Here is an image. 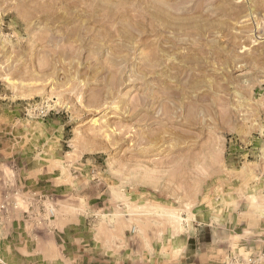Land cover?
Wrapping results in <instances>:
<instances>
[{
  "label": "rangeland",
  "instance_id": "374dc122",
  "mask_svg": "<svg viewBox=\"0 0 264 264\" xmlns=\"http://www.w3.org/2000/svg\"><path fill=\"white\" fill-rule=\"evenodd\" d=\"M263 28L264 0H0V264H264Z\"/></svg>",
  "mask_w": 264,
  "mask_h": 264
},
{
  "label": "bare ground",
  "instance_id": "6f19581e",
  "mask_svg": "<svg viewBox=\"0 0 264 264\" xmlns=\"http://www.w3.org/2000/svg\"><path fill=\"white\" fill-rule=\"evenodd\" d=\"M222 7V6H221ZM185 8V7H184ZM194 8V7H193ZM192 8V9H193ZM185 9H187V8H185ZM195 9V11H197L198 12V10H197V8H194ZM200 9V8H199ZM220 9V8H219ZM248 9H251V8H248ZM165 11V10H164ZM188 11V10H187ZM194 11V10H193ZM156 12V11H155ZM160 13V12H159ZM168 14V13H167ZM154 17V16H153ZM153 17H152V19H153ZM157 18H159L160 20H161V22H163L165 25H168V27L169 28H171V29H173V28H179L180 29V27L179 26H177L176 24H172V22H171V20L170 19H168L167 17H164V16H161V15H157ZM194 21V20H193ZM192 23V22H191ZM188 25V24H187ZM259 27V25L257 24V28ZM264 29V28H263ZM186 30V29H185ZM188 30V29H187ZM203 30V28H201V26H194L193 28H192V30L190 31V32H192V34L193 35H196V34H198L199 36L201 35V34H203V32L204 31H202ZM262 30V29H261ZM259 31H260V29H259ZM189 34H191V33H189ZM185 36V35H184ZM236 36V35H235ZM184 38V37H183ZM123 59V58H122ZM129 63V62H128ZM149 63V62H148ZM151 66V65H150ZM149 67V66H148ZM152 67V66H151ZM146 106V105H145ZM179 218H180V216H179ZM179 227V226H178Z\"/></svg>",
  "mask_w": 264,
  "mask_h": 264
},
{
  "label": "crops",
  "instance_id": "0c3cea01",
  "mask_svg": "<svg viewBox=\"0 0 264 264\" xmlns=\"http://www.w3.org/2000/svg\"><path fill=\"white\" fill-rule=\"evenodd\" d=\"M171 264H210L208 263V261L204 258H196L195 261H185V260H180V261H177V262H173Z\"/></svg>",
  "mask_w": 264,
  "mask_h": 264
}]
</instances>
